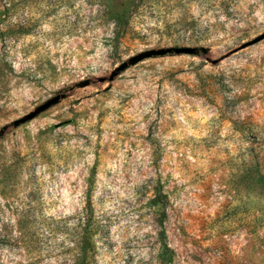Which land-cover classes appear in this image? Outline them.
Segmentation results:
<instances>
[{"label": "rangeland", "instance_id": "1", "mask_svg": "<svg viewBox=\"0 0 264 264\" xmlns=\"http://www.w3.org/2000/svg\"><path fill=\"white\" fill-rule=\"evenodd\" d=\"M263 32L264 0H0V264H264Z\"/></svg>", "mask_w": 264, "mask_h": 264}, {"label": "water", "instance_id": "2", "mask_svg": "<svg viewBox=\"0 0 264 264\" xmlns=\"http://www.w3.org/2000/svg\"><path fill=\"white\" fill-rule=\"evenodd\" d=\"M264 38V32L255 37L254 39L243 43L240 45L238 48H243L249 44L255 43L259 41L260 39ZM173 52L175 54H194L196 52V49L194 47L190 46H175V47H166V48H159V49H147L144 51H141L135 55H132L131 57L128 58L127 62L121 63L117 67V71H122L126 69L128 65H133L145 58L152 57V56H159V55H164L166 53ZM87 84V81L82 82L80 85L85 86ZM59 99V95H56L52 97L51 99L43 102L42 104L38 105L33 111H30L24 117L16 119L13 123L15 126H18L19 124L32 119L37 113L45 110L48 108L51 104L56 103Z\"/></svg>", "mask_w": 264, "mask_h": 264}, {"label": "trees", "instance_id": "3", "mask_svg": "<svg viewBox=\"0 0 264 264\" xmlns=\"http://www.w3.org/2000/svg\"><path fill=\"white\" fill-rule=\"evenodd\" d=\"M113 18L115 20L116 25H121V23L125 19L124 8H122V9H120V11L116 12L114 14ZM164 237H165V232H164V229H162L161 230V238L164 239ZM161 248H162V251L168 248V246L164 240L161 243Z\"/></svg>", "mask_w": 264, "mask_h": 264}]
</instances>
